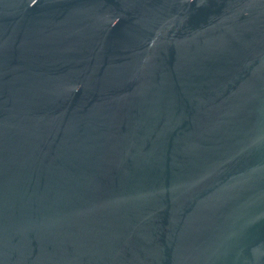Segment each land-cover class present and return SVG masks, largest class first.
I'll return each instance as SVG.
<instances>
[{
	"label": "water",
	"instance_id": "water-1",
	"mask_svg": "<svg viewBox=\"0 0 264 264\" xmlns=\"http://www.w3.org/2000/svg\"><path fill=\"white\" fill-rule=\"evenodd\" d=\"M0 264H264V0H0Z\"/></svg>",
	"mask_w": 264,
	"mask_h": 264
}]
</instances>
